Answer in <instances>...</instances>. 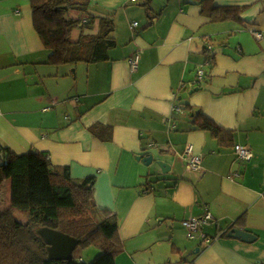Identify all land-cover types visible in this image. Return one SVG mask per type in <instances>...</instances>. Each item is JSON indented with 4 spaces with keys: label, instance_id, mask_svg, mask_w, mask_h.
<instances>
[{
    "label": "crops",
    "instance_id": "crops-1",
    "mask_svg": "<svg viewBox=\"0 0 264 264\" xmlns=\"http://www.w3.org/2000/svg\"><path fill=\"white\" fill-rule=\"evenodd\" d=\"M82 1L68 16L93 22L70 40L109 20L101 61L56 60L31 1L0 0V145L92 179L91 217L117 220L115 264H264V0ZM187 145L198 171L186 167ZM207 213L189 239L182 221ZM233 228L254 240L227 236Z\"/></svg>",
    "mask_w": 264,
    "mask_h": 264
},
{
    "label": "trees",
    "instance_id": "trees-1",
    "mask_svg": "<svg viewBox=\"0 0 264 264\" xmlns=\"http://www.w3.org/2000/svg\"><path fill=\"white\" fill-rule=\"evenodd\" d=\"M30 1L36 32L56 60L73 63L105 58L104 51L113 44L108 37L113 30L109 20H99L96 36L81 35L77 41L70 40L73 28L83 29L93 22L88 18L81 25L79 19L68 16L71 10H86L85 1ZM202 127L211 125L205 121ZM0 152V184L10 180V204L0 212V264H86L71 253L65 260H51L47 232L69 237L74 242L73 249L98 247L101 254L88 264H115L121 250L117 220L109 212H102L100 222L91 217L90 209L94 207L91 178H72L68 168L52 167L42 153L15 154L1 145Z\"/></svg>",
    "mask_w": 264,
    "mask_h": 264
},
{
    "label": "built area",
    "instance_id": "built-area-1",
    "mask_svg": "<svg viewBox=\"0 0 264 264\" xmlns=\"http://www.w3.org/2000/svg\"><path fill=\"white\" fill-rule=\"evenodd\" d=\"M133 26H136V23H133ZM252 35L257 40L262 39V33L261 32L254 31V32H252ZM210 48H211L210 45L206 46L207 51H210ZM206 61L207 62L211 61V58L209 57V55H207ZM128 62H129L131 70L135 71L137 68V64H138V56L136 54L131 56L128 59ZM204 76H205L204 69L202 67H200L196 72V79H195L194 83H200L204 79ZM181 111H182V109L180 107H178V106L174 107V112L179 113ZM234 152H235L236 157L242 161H249V159L251 158V153L249 152V150L247 148L241 146V145H235L234 146ZM184 154H185V158H186V167L189 170L198 171L200 169L201 159L199 156H196L193 154L192 145L186 146ZM210 219H211V216L207 213L201 218H195L194 217V218H189L187 220L182 221V225L187 230L188 238L194 239L195 233L199 230L200 225L206 223ZM204 240L206 242H208V239L204 238Z\"/></svg>",
    "mask_w": 264,
    "mask_h": 264
},
{
    "label": "water",
    "instance_id": "water-1",
    "mask_svg": "<svg viewBox=\"0 0 264 264\" xmlns=\"http://www.w3.org/2000/svg\"><path fill=\"white\" fill-rule=\"evenodd\" d=\"M2 159V152H0V165ZM142 162L145 164H149L152 161V156L148 155L147 157L141 158ZM160 168H164L166 164L158 162ZM47 239L51 245V252H50V259L51 260H65L69 257L70 252L74 246V242L72 239L65 237L62 234L55 233V232H47L46 233ZM227 236L239 238L244 242H251L254 240V236L248 232L238 230V229H231ZM198 251V248L195 252Z\"/></svg>",
    "mask_w": 264,
    "mask_h": 264
},
{
    "label": "rangeland",
    "instance_id": "rangeland-1",
    "mask_svg": "<svg viewBox=\"0 0 264 264\" xmlns=\"http://www.w3.org/2000/svg\"><path fill=\"white\" fill-rule=\"evenodd\" d=\"M9 204H10V180L6 179L0 184V211L1 210L3 211V209L7 208ZM35 233L41 238V236L37 232ZM89 246H82L73 249L71 252L72 257H74L77 260L79 256L85 257L87 259L85 260V263H90L101 253L97 256H90V254L85 253L86 248H88Z\"/></svg>",
    "mask_w": 264,
    "mask_h": 264
}]
</instances>
